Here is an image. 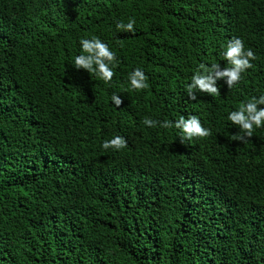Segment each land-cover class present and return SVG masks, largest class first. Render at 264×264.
Masks as SVG:
<instances>
[{
  "label": "trees",
  "instance_id": "obj_1",
  "mask_svg": "<svg viewBox=\"0 0 264 264\" xmlns=\"http://www.w3.org/2000/svg\"><path fill=\"white\" fill-rule=\"evenodd\" d=\"M91 36L116 52L108 84L74 67ZM234 38L253 67L191 99ZM259 95L264 0H0V264H264V127L236 141L227 119ZM191 115L211 135L143 124Z\"/></svg>",
  "mask_w": 264,
  "mask_h": 264
},
{
  "label": "clouds",
  "instance_id": "obj_2",
  "mask_svg": "<svg viewBox=\"0 0 264 264\" xmlns=\"http://www.w3.org/2000/svg\"><path fill=\"white\" fill-rule=\"evenodd\" d=\"M136 21L129 18L127 23L117 22L115 27L117 32L134 33ZM80 54L74 59V67L77 70L83 69L94 74L98 79L106 84L110 83L115 75L114 69L118 67L119 61L116 52L111 50L109 45L97 36L82 38L79 41ZM222 60L227 62V66L221 67L220 63H200L197 70L191 77V82L186 85V91L191 99H196L197 92L207 93L210 96L220 95L217 82L223 80L228 88L235 86L242 78V74L253 67L252 61L256 59L251 48L245 49L242 39H230L220 53ZM148 76L141 67H136L128 75L131 90L141 91L149 87ZM111 103L119 107L123 100L120 95L113 93ZM264 95L252 96L241 102L236 110L228 113L227 119L233 125L238 126L239 133L235 136L236 141L245 142L253 136L255 129L264 127ZM143 124L150 128L159 125L162 128L174 127L180 130L183 139L191 140L194 137L204 138L211 135V130L202 125L201 120L196 115L188 118L181 116L175 121H158L145 118ZM103 149L120 150L127 147V141L122 136H114L110 140H105Z\"/></svg>",
  "mask_w": 264,
  "mask_h": 264
}]
</instances>
